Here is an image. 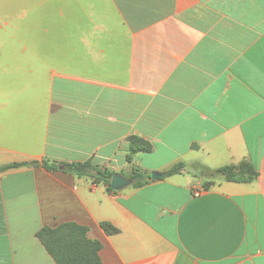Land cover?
<instances>
[{
    "label": "crops",
    "instance_id": "1",
    "mask_svg": "<svg viewBox=\"0 0 264 264\" xmlns=\"http://www.w3.org/2000/svg\"><path fill=\"white\" fill-rule=\"evenodd\" d=\"M87 160L184 168L109 190ZM32 162L0 169V264H57L38 232L69 222L100 264H264V0H0V167Z\"/></svg>",
    "mask_w": 264,
    "mask_h": 264
},
{
    "label": "trees",
    "instance_id": "2",
    "mask_svg": "<svg viewBox=\"0 0 264 264\" xmlns=\"http://www.w3.org/2000/svg\"><path fill=\"white\" fill-rule=\"evenodd\" d=\"M152 150V142L145 138L132 135L128 138L127 161L132 162L134 156L139 152L149 153ZM29 164H37V162L12 163L3 165L0 169L4 171ZM42 165L46 169L56 170L58 168V163H50L47 160H44ZM63 165L65 171L79 177L92 178L94 182L103 183L107 185L109 190H113L109 184L114 171L96 165L91 160L64 162ZM183 168L184 163H177L165 172V176L179 173ZM217 172L223 174L229 181L243 183L253 181L258 175L255 167L246 161L238 165L222 166L217 169ZM130 177L135 181L136 186L146 184L151 180L150 173L138 169H134ZM102 227L108 234L118 231L117 228L108 222H103ZM87 232L88 228L86 226L69 222L60 224L54 228L44 227L38 232V237L57 264H100L101 258L99 251L102 245L99 241L90 239Z\"/></svg>",
    "mask_w": 264,
    "mask_h": 264
},
{
    "label": "water",
    "instance_id": "3",
    "mask_svg": "<svg viewBox=\"0 0 264 264\" xmlns=\"http://www.w3.org/2000/svg\"><path fill=\"white\" fill-rule=\"evenodd\" d=\"M164 174H165L164 172L155 170V171H152L150 175H151V179H158ZM133 182L134 180L132 178H128L119 172H114L109 185L111 186L113 190H121Z\"/></svg>",
    "mask_w": 264,
    "mask_h": 264
},
{
    "label": "built area",
    "instance_id": "4",
    "mask_svg": "<svg viewBox=\"0 0 264 264\" xmlns=\"http://www.w3.org/2000/svg\"><path fill=\"white\" fill-rule=\"evenodd\" d=\"M200 192H201V191H200L199 189H196V190H195V195H199Z\"/></svg>",
    "mask_w": 264,
    "mask_h": 264
}]
</instances>
